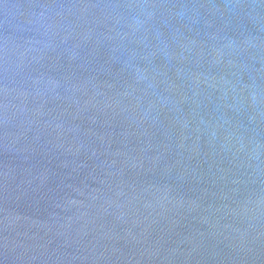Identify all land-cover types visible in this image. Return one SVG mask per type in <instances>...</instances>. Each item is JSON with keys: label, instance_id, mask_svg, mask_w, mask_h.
Wrapping results in <instances>:
<instances>
[{"label": "water", "instance_id": "95a60500", "mask_svg": "<svg viewBox=\"0 0 264 264\" xmlns=\"http://www.w3.org/2000/svg\"><path fill=\"white\" fill-rule=\"evenodd\" d=\"M0 264H264V0H0Z\"/></svg>", "mask_w": 264, "mask_h": 264}]
</instances>
